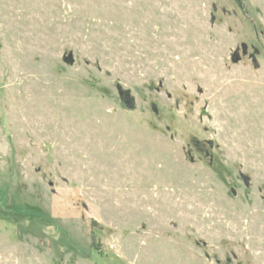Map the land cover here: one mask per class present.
<instances>
[{
  "label": "rangeland",
  "instance_id": "rangeland-1",
  "mask_svg": "<svg viewBox=\"0 0 264 264\" xmlns=\"http://www.w3.org/2000/svg\"><path fill=\"white\" fill-rule=\"evenodd\" d=\"M0 264H264V0H0Z\"/></svg>",
  "mask_w": 264,
  "mask_h": 264
},
{
  "label": "water",
  "instance_id": "water-1",
  "mask_svg": "<svg viewBox=\"0 0 264 264\" xmlns=\"http://www.w3.org/2000/svg\"><path fill=\"white\" fill-rule=\"evenodd\" d=\"M246 50V48L244 49ZM237 52L234 53V59H237ZM65 60L69 63H73L74 62V57H73V53H69L68 56H66ZM118 91H119V95L121 97L122 102L124 103L125 107L127 109H130L134 106V102H135V97L131 94L130 90L125 89L121 84L118 85ZM212 144V142H210ZM242 177L244 178V181L246 184L249 183V177L246 176L245 174H242Z\"/></svg>",
  "mask_w": 264,
  "mask_h": 264
},
{
  "label": "flooded vegetation",
  "instance_id": "flooded-vegetation-1",
  "mask_svg": "<svg viewBox=\"0 0 264 264\" xmlns=\"http://www.w3.org/2000/svg\"><path fill=\"white\" fill-rule=\"evenodd\" d=\"M237 56H238V55H237ZM209 144L212 145L210 142H209ZM205 153H206V155H210L209 150H207ZM210 156H211V155H210ZM211 161H212V157H211Z\"/></svg>",
  "mask_w": 264,
  "mask_h": 264
}]
</instances>
